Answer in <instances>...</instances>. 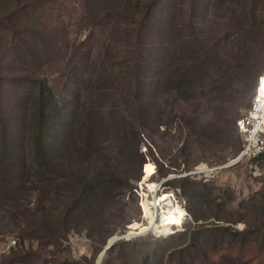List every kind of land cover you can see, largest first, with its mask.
<instances>
[{
	"label": "rangeland",
	"instance_id": "1",
	"mask_svg": "<svg viewBox=\"0 0 264 264\" xmlns=\"http://www.w3.org/2000/svg\"><path fill=\"white\" fill-rule=\"evenodd\" d=\"M15 1L14 20L0 17L6 77L0 108L8 115L17 76L42 78L50 93L44 92V159L30 155L27 138L23 148L12 149L10 161L18 156V163L7 166V186L0 181V264H97L96 232L105 240L123 234L129 239L122 240H143L127 254L130 264L153 246L158 259L152 264H264V160L257 169L247 159L233 163L242 143L236 120L264 71V0H156L138 33L142 40L133 30L134 0H44L34 10L36 3H25L33 0ZM12 7L13 0H0V16ZM36 29L48 43L38 51ZM136 68L143 70L138 76ZM36 94L32 88L24 94L25 107L32 108ZM73 105L74 125L67 117ZM225 105L238 111L226 129L220 121ZM11 116L18 126L9 134H20V112ZM30 123L24 121L26 131ZM208 130H214L210 137L199 135ZM48 165L71 168L75 176L112 171L117 177L105 205L84 211L89 220L75 216L66 232L52 225L55 243H46L44 232L23 238L30 226L17 213L68 203L63 183H46L55 174L63 181L67 171L51 173ZM198 165L218 168L192 173ZM168 175L159 190L174 191L185 220L166 234L150 232L154 182ZM184 177L189 191L178 181ZM21 242L30 254L25 263L11 262L12 250L23 252ZM105 264L121 263L113 254Z\"/></svg>",
	"mask_w": 264,
	"mask_h": 264
},
{
	"label": "trees",
	"instance_id": "2",
	"mask_svg": "<svg viewBox=\"0 0 264 264\" xmlns=\"http://www.w3.org/2000/svg\"><path fill=\"white\" fill-rule=\"evenodd\" d=\"M43 1L44 0H33V1L25 2V3L27 5L36 3L35 4L36 6L32 8V10H34L38 7L39 5L38 3L39 2L41 3ZM155 3H156V0H134V7L138 15H137V20H136L137 26L133 28V30L135 31L137 35L136 37L137 40H142L141 38L140 39L138 38L139 37L138 33L140 29L142 28V26L145 24V21L149 19ZM15 5H16V1L13 0V7L10 9V11L6 13L2 12L3 14H1L0 17L1 19H4L6 23L7 21L12 22L14 20V18L12 20V16H14L15 14L14 11L15 9H17V6ZM114 7H113V11L115 12L116 15H119V13L117 12V10L114 9ZM3 9L4 7L2 8V10ZM5 11H7V9H5ZM16 29L17 28H15L13 31H15ZM25 29H26L25 27L20 28V30H25ZM31 31H33L32 38L35 41H37L36 44H38L35 47V50L38 51V48L47 47L48 43L45 38V33H44L45 31H42L41 29L40 30L36 29V30H31ZM189 31L193 32L192 24H190ZM138 70L143 71L142 69L136 68L135 73L137 76L139 75ZM172 75L173 74H168L166 75V77L170 79ZM5 78L6 77L2 73L1 64H0V97L2 95L3 87L5 85V82H3V79ZM16 79H18V80H15V81H18V86H15L17 84H14L13 88L16 89L15 94L17 95L13 97L15 100L13 101V105L11 106L8 115H6L5 112L0 108V179H1L0 181L1 182L3 181L4 183L3 182L2 183L4 185H6V183L10 179L8 176L5 177L4 175L6 173L7 166L15 165L18 163V156L10 161V158L12 157L11 152L14 146H20L21 148H23L24 142H26V139L28 138V142H30V144H32V147H33L32 148L33 152L30 153V155H32V157L36 159L41 158V157L43 158V146L44 145H43V137H41V134H42V124L47 121L45 107L48 103V101L45 100L44 92L46 91L50 93V90L49 88H47V86L45 85V81L42 78H36L35 76L28 77L24 75L23 77L17 76ZM256 82H257V79H256ZM31 88L34 91L35 90L37 91L36 98L34 100V103L32 104L33 105L32 108L30 106L25 107V105L27 106L28 101L27 99L24 98L25 97L24 94H27V96L29 97L28 92L30 91ZM228 106L226 105L223 106L224 108H226V112L224 109L222 112H220L221 113L220 114L221 127H224L225 129L227 128L228 123L233 122L235 117L238 115L237 110L231 109L230 105ZM75 109H77V106L73 105L70 108L69 114L67 115L68 123L71 122L73 123V125L78 120V113L76 112ZM218 109L221 110V106ZM230 111L232 112L229 114ZM15 112H17V115H18V112H20V116H21L20 130L22 129V131L20 134L13 135V134H9V131L13 126L17 125V122H14L13 120L14 118H16V116H14L13 119H12L13 116H11ZM30 118H31L30 126L32 124V127L30 130L28 129L26 131V128L24 127L23 124H24V121L29 122ZM213 131L214 130H210L209 132L208 130V131H205L206 133L199 132V135L210 137ZM68 138L69 136L67 134V136H65L66 142ZM86 144L88 145V140H86ZM67 145H69V143ZM263 160H264V151L256 159V162L262 163ZM45 164L47 163L45 162ZM149 164L151 168V173H153L154 166L151 162ZM51 166L53 165H48V168L50 167L52 169L51 173L53 170H56L55 172L67 171L63 173L64 176L65 174H67L66 176L67 178L65 177L63 181H61L59 177H56L55 176L56 174H55L51 176V179L48 176V178L46 179V183L54 187L56 183H63L64 184L63 188H65L69 193L68 196H65L64 198V200L68 201V203L62 204L61 209L55 208L57 207L56 205L49 206L48 208L47 205L42 204V205H39L38 207L36 206L34 211H31L25 208L23 209V212H17L20 216L24 218L27 225L30 226L29 228L25 229V230H30L29 234H25L23 238L38 237L37 232H44L45 234H48L50 236V237L48 236V240L46 241V243H53V242L55 243L56 241H53L51 239L52 237H54L53 230H56L55 227L52 225L59 226V224H62L64 228L63 231L66 232L68 230L69 222L72 219H74L75 216L83 219L84 215L89 214V213H84V211L86 209H90L91 205H93L92 207L93 209H95V207L97 209L98 208L101 209L105 205L104 199H108V197H110L113 190L115 189L114 182L117 180V177L115 176V174H113L112 171L108 172L107 177H105L103 173H96L95 175H91L90 178H87V176H75L74 174L75 171L74 172L69 171L71 168L69 170L64 167H60L56 169ZM159 167H160V164H159ZM178 181H180V183L183 184L185 188L184 190L189 191L187 189L190 187L189 185L190 181L187 177L180 178ZM80 206H82V210L78 209ZM60 212L62 213L60 215V219H59L60 221L58 222L56 221L55 223V221L51 219L52 217L55 218V215H57ZM85 218L83 220L87 221L90 219V216H87ZM53 222L55 224H53ZM195 227L196 228L205 227V223H197L195 224ZM184 231H185L184 235H186L187 232L186 230ZM193 231H196L195 228L193 229ZM150 232L166 234V232L163 229H161L159 232H156L154 230ZM96 235L98 237V240L96 241V248H98L101 251L102 247L104 246L106 242L105 240L106 236L100 235V233H97V232H96ZM123 239H129V238L123 237ZM140 242H143V240L126 241V240H122L118 238L117 240L113 241L112 244L106 249L103 264H105L106 262H110L113 254H115V259H118L121 264H130V262L126 258L127 254H131V252H133L135 249L134 245ZM19 247H20V250H23V252L12 250V257L10 261L18 262V263H25L30 252L29 250H26V249L24 250V245L22 242L19 244ZM150 250H151V253H148V255H144V257H141L139 261H133L131 263L132 264H152L156 260V257L158 259V256L155 255L156 251H155L154 246L150 248ZM159 258L161 257L159 256Z\"/></svg>",
	"mask_w": 264,
	"mask_h": 264
},
{
	"label": "built area",
	"instance_id": "3",
	"mask_svg": "<svg viewBox=\"0 0 264 264\" xmlns=\"http://www.w3.org/2000/svg\"><path fill=\"white\" fill-rule=\"evenodd\" d=\"M236 129L242 139V143L239 151L235 155V158H233L235 161L233 163H236L242 159H247L253 163V169H257L259 163L256 162V159L264 151V71L257 78L255 92L251 104L236 120ZM217 168L218 166L208 167L206 165L204 168H200L198 165L195 167L196 170L192 171V173L204 175L211 173ZM164 180H166L165 177L158 182H154L158 185L155 194H158L157 198L161 202V205H158L159 216L160 214L162 215L166 213L167 209L172 207V204L182 207L172 189L159 190L161 183ZM163 196H165L164 199L162 198ZM184 220L185 217L181 219V222L178 225L182 224ZM178 225L174 224L173 227ZM14 243L15 240L13 239L11 240L10 245Z\"/></svg>",
	"mask_w": 264,
	"mask_h": 264
},
{
	"label": "bare ground",
	"instance_id": "4",
	"mask_svg": "<svg viewBox=\"0 0 264 264\" xmlns=\"http://www.w3.org/2000/svg\"><path fill=\"white\" fill-rule=\"evenodd\" d=\"M151 184H147V188L151 189L150 187ZM154 200H153V205H154V212H155V217H154V222L148 224L149 229L151 228V230H155L156 232H159L161 229L166 230V229H171V226L174 225V223H169V221L172 220H180L181 221V217H180V212L183 211L184 209L178 205H173L171 208L167 209V212L164 214H160L159 216V211H158V205H161V202L159 201V199L157 198V195L154 194ZM161 198V195H160ZM163 199L165 198V196L162 197ZM168 203V202H167ZM149 217V216H148ZM166 228V229H165ZM144 230V229H142ZM171 231V230H170ZM126 236L125 234L121 235V237ZM114 238H119V236L117 235H113L111 236V238H108L107 240H113ZM101 252V251H100ZM101 255V254H100ZM100 258V256H99Z\"/></svg>",
	"mask_w": 264,
	"mask_h": 264
},
{
	"label": "water",
	"instance_id": "5",
	"mask_svg": "<svg viewBox=\"0 0 264 264\" xmlns=\"http://www.w3.org/2000/svg\"><path fill=\"white\" fill-rule=\"evenodd\" d=\"M170 177L171 176L168 175V176L165 177V179H169ZM119 237H121V236H119ZM117 239L118 238H114L113 240H110V241L106 240L104 246L101 249V255H100L99 260L97 261V264H100L102 262V259H103L104 255H105V252H106V249L112 244L113 241H115ZM120 239H123V238H120Z\"/></svg>",
	"mask_w": 264,
	"mask_h": 264
},
{
	"label": "snow or ice",
	"instance_id": "6",
	"mask_svg": "<svg viewBox=\"0 0 264 264\" xmlns=\"http://www.w3.org/2000/svg\"><path fill=\"white\" fill-rule=\"evenodd\" d=\"M153 171H155V169H154ZM179 215H180L181 218H184V217L186 216V213L183 212V211H181ZM180 222H181L180 220H172V221H169V223H174V224H177V225H178Z\"/></svg>",
	"mask_w": 264,
	"mask_h": 264
}]
</instances>
